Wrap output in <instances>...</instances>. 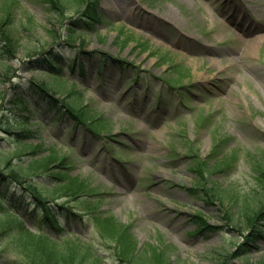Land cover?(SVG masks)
Returning <instances> with one entry per match:
<instances>
[{
	"label": "rangeland",
	"instance_id": "1",
	"mask_svg": "<svg viewBox=\"0 0 264 264\" xmlns=\"http://www.w3.org/2000/svg\"><path fill=\"white\" fill-rule=\"evenodd\" d=\"M3 1L16 9L20 48L14 59L0 57L1 102L18 112L19 93L33 108L31 80L48 83L90 111L101 132L79 128L67 143L59 131L72 121L31 119L39 141L67 158L70 187L89 198L72 205L84 210L85 225L74 221L68 234L110 243L109 234L127 226L139 245L168 247L175 264H264V0H94L89 11L102 19L72 45L64 35L80 16L74 3L57 15L46 0ZM232 3L245 6L244 19L228 16ZM79 47L96 54H78ZM50 49L64 51L63 79L34 61ZM107 53L139 65L138 78L130 69H103L99 57ZM74 56L83 67L69 66ZM219 157L221 166L211 167ZM259 205L262 234L246 255L232 256L251 227L243 208ZM198 213L219 227L203 230ZM0 252L25 264L9 240Z\"/></svg>",
	"mask_w": 264,
	"mask_h": 264
},
{
	"label": "trees",
	"instance_id": "2",
	"mask_svg": "<svg viewBox=\"0 0 264 264\" xmlns=\"http://www.w3.org/2000/svg\"><path fill=\"white\" fill-rule=\"evenodd\" d=\"M46 1L49 3V10L57 15L68 11L69 4L66 0ZM72 1L76 5L75 12H79L86 3L87 7L81 10L80 16L73 22L76 24L67 28L68 33L64 35L67 41L95 28L94 21L100 18L95 12L92 14L89 11V5L94 0ZM15 10L11 4L0 0V55L10 58H15L20 48V42L12 33V26L17 32ZM50 33L56 35L57 31L51 29ZM32 51L29 48L27 53ZM40 54L41 57L35 59L36 65L47 67L46 72L53 76L63 75L64 66H59V56L53 49L42 50ZM101 62L106 68L117 66L132 70L134 80L141 70L134 61L110 53L102 56ZM71 65L74 68V64ZM5 75L8 77V68ZM31 81V89L38 95L33 108H29L19 93H16L17 99L14 102L20 110L18 112L4 106L0 96V110H3L0 114V243L5 239L13 242L26 257L25 264H106L104 252L110 246L104 240L99 239L97 242L98 240L91 238L87 242L68 234L74 221L82 222L85 214L83 209L72 205L84 204L89 198L70 187L73 175L68 171L70 164L67 158L58 156L55 146L36 142L38 130L31 123L34 118L39 125L53 126L57 123L56 119H71L75 126L83 125V131L101 135L95 116L84 107L69 102L67 96L58 97L47 83ZM222 161L224 160L219 157L214 166L219 168ZM260 177L264 181V167ZM259 206L243 208L251 227L246 235V242L238 245L232 256L246 255L250 251L247 243L249 246L256 241L258 234H262L259 216L263 206ZM110 218L104 217L107 222ZM26 223L37 231L33 232ZM203 223V227L215 228L206 219ZM109 235L112 236V242L107 243L114 246V255L120 264H175L168 254V248L156 252L148 243L138 247L127 226H123L119 233ZM9 258L10 256L0 252V264H13L14 260Z\"/></svg>",
	"mask_w": 264,
	"mask_h": 264
}]
</instances>
